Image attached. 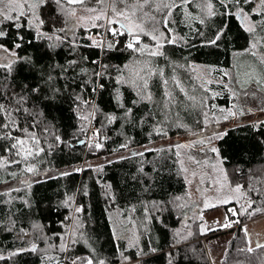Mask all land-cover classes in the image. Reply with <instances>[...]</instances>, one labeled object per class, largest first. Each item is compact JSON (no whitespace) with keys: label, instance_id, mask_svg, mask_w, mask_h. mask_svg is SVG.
<instances>
[{"label":"trees","instance_id":"trees-1","mask_svg":"<svg viewBox=\"0 0 264 264\" xmlns=\"http://www.w3.org/2000/svg\"><path fill=\"white\" fill-rule=\"evenodd\" d=\"M212 2L218 12L224 11L219 0ZM176 3H180V0H176ZM255 7V2L244 5L246 12ZM187 10L193 15H200L205 19V24L199 21L182 22V10L173 11L175 34L185 39L175 45L165 44L162 49L165 55L153 60L154 68L163 69L164 74L149 78L151 101L140 100L138 89L129 84H118V72L113 67L123 68V65H131L133 60L143 58L127 50L104 51L90 46L89 35L92 39H98V31L99 35L103 33L94 28L90 31L76 28L74 36L77 44L82 46L73 49L64 39L66 33L55 31L71 28V21L65 23L67 18L59 13L52 0L37 10L39 18L45 21L40 31L59 35L62 42L34 39L33 29H21L20 34L25 36V40L32 42L24 43L16 51L20 56L28 57L30 62L13 64L10 73L0 68V92H3L0 103L15 107L13 95H28V102L21 107L42 114L36 116L35 120L23 112L15 115L22 127L27 126L29 131L36 133L45 152L28 161L38 169L36 174L24 171L23 162L0 169V185L14 181L19 184L0 191V255L6 257L0 260V264H51L47 259L49 256L63 260L65 254L59 252L58 247L48 249V245H60L62 241L54 234L64 235L70 231L72 218L76 215L83 223L81 231L88 244L81 240L69 253L71 256L91 255L93 259H104L106 264H212L206 238L230 232L232 237L223 264H257L258 259H264V249H257L254 253L238 251L249 246L248 236L242 230L243 224L264 216V212L252 216L240 213L241 205L248 208L249 199L255 203L248 208V212L258 207L264 208V123H260L264 119L233 125L216 142L222 178L226 173L230 187L237 184L243 186L241 199L224 205L227 213L231 206L237 210V215H228L233 222L238 220L239 223H233L229 228L207 231L203 226L205 219L199 212L201 208L192 212L194 201L180 166L181 155H176V144L143 151V156L133 155L134 152H142L138 149L141 146L171 137L197 134L210 124L205 121L207 112L200 102L203 95L192 86L194 64L230 67L234 52H245L255 42H259L264 54V32L259 29L255 33L247 32L234 15L207 17L194 4H189ZM252 19L259 20L260 17L253 16ZM2 27L8 36L0 38V44L13 48V43L19 42L15 39L16 30L7 21ZM218 29H225L218 46H206ZM118 39L122 46L125 38ZM144 42L153 43L148 37L144 38ZM49 44H56V47L49 48ZM73 59L77 65L68 67L67 62ZM93 61H98L101 66H109L99 79L92 73L102 68ZM124 71L127 76L128 70ZM49 76L54 78L51 84L60 89V95L54 100L45 99L51 87L47 82ZM173 76L181 81L188 96L196 97L195 101H190L179 91L172 82ZM164 80H168L167 85L163 84ZM99 84L104 86L98 91ZM93 87L97 89L95 92L91 90ZM34 88H39V93H32ZM117 89L119 101L116 99ZM166 92L173 97L171 104H168ZM76 95L94 103L99 109L89 116L88 121L80 117L88 115L91 108L80 105L78 110V102L74 99ZM229 99L227 90L222 96L212 98V111H217L218 105H229ZM165 104H168L167 108ZM126 109H131V112L127 113ZM110 116L116 117L111 123L108 119ZM4 119L0 115V122ZM214 119L211 122H216V115ZM91 120L99 132L87 143ZM33 124L35 127H32ZM45 127L51 131L44 132ZM156 128L166 134H157ZM3 134L0 131V137ZM13 135L19 136L21 133L13 132ZM54 135L60 136L62 142L54 140ZM81 140L84 143H80ZM97 142L102 143L103 147H89V144ZM10 143V140L0 139V156L8 155L6 149ZM126 143L127 148L120 147ZM126 151H130L128 155L121 156L125 159H110L91 165L82 172L71 169L67 171L71 175L67 176L59 173L60 169L73 167L84 160L104 159ZM99 166H103L102 170L97 171ZM212 171L216 172L217 168ZM206 176L207 173H204L202 179ZM105 185H110V188ZM69 197L72 199L66 204ZM176 197L181 199L176 200ZM81 206L84 211L75 213V209ZM113 216L116 219L120 216L127 218L128 224L134 230L137 228L138 239L135 242L132 243L126 233L120 236L116 234ZM34 225H40V228H34ZM180 227L186 228L185 234L178 235ZM32 244L37 245V252L26 251L7 258L12 251L30 249ZM121 253L129 259H123Z\"/></svg>","mask_w":264,"mask_h":264},{"label":"snow or ice","instance_id":"snow-or-ice-1","mask_svg":"<svg viewBox=\"0 0 264 264\" xmlns=\"http://www.w3.org/2000/svg\"><path fill=\"white\" fill-rule=\"evenodd\" d=\"M55 3L57 8L59 9V13L66 17L65 23L69 20L71 21V28H59L55 29L56 32L66 33L64 39L68 40L70 46L75 49L82 45H78L76 42V38L74 36V32L76 28L82 27L88 29H97L101 30L104 35H99L98 31V39H92L91 35H89L88 39L91 40V45L96 48H100L104 51H121L127 50L130 51L137 57H141L143 59L133 60L131 65L125 64L123 68L119 66L116 67L118 75L116 77L118 84H129L130 86L138 89L137 96L140 100H152V93L148 91L149 88V78L153 75L163 76V69H155L153 66V60L157 57L164 56L163 48L165 44L175 45L180 41H183L185 38L183 36H178L175 34L174 25L176 23L173 18V11L175 9H181V15L183 17L182 22L188 21H199L200 24H205V19L201 18L200 15H193L191 12L187 10L189 4H194L195 7L199 10L200 13L207 17H214L217 15L230 16L234 15L241 21V24L244 25L245 30L249 33H255L258 29L261 32H264V0H219L221 7L224 9L223 12H218L215 9V6L212 0H180V3H176V0H52ZM257 3V7L252 8L250 11L246 12L244 5ZM49 0H0V38H4L8 36V32L4 30L2 27L5 21L10 22L12 27L16 30V41L13 43V50H9L4 46V44H0V50L5 53H8L0 62V68H4L8 70L10 73L13 67V64L17 62H30L28 57H22L19 55L16 49H21L24 43H31V40L26 41L25 36L20 34L21 29H33L35 31L34 39H42L46 38L49 41H57L62 42L61 37L59 35H49L46 32L40 31L41 26L44 25L45 21L40 19L37 15V10L48 4ZM55 12V9L53 10ZM253 16L260 17L259 20H253ZM54 26V25H50ZM226 28V25H225ZM199 35H203V33H199ZM225 35V29H218L215 33L214 37L206 42V46H218V42L221 40L222 36ZM111 37V39H106L105 37ZM119 37H124L125 40L123 45L121 46V41L118 39ZM148 37L153 42L152 44L145 43L144 38ZM259 42L252 43L248 49L245 50L251 57H253L252 63H238L239 71H236L234 77H229V72L224 69H216L210 68L206 71L205 76L210 75L212 71H218L221 73V78L217 83H223L224 77H229L233 79L235 83L240 85V87H245L252 82H255L257 85V90L264 93V54L257 55V46ZM56 47V44H49V48ZM244 53H236L237 57H240ZM93 63L97 64V67H101V71H95L92 75L99 79L104 75V71L109 67L108 65L101 66L98 61H93ZM77 65V61L75 59L68 61L67 66L73 67ZM66 70V68L64 69ZM128 70L127 76H125V71ZM193 70H195V66H193ZM83 71V70H82ZM243 79H240V78ZM201 78V77H198ZM53 77L49 76L47 78V82L51 85L50 92L45 99H55L57 95H60V89L56 88L54 84H51L53 81ZM203 83L211 84L213 80L201 78ZM172 82L179 88V91L184 93L185 96L188 97L190 101H195V96H188V93L181 86V81L176 79L175 76L172 77ZM91 83V81H89ZM164 85L168 84V80L163 81ZM103 84H99V88H103ZM227 87V85H224ZM95 92L97 89L93 87L91 89ZM32 93H39V88H34L31 90ZM228 91L232 93V95H236V92L232 88H228ZM117 101L120 100L119 90L117 89ZM253 96L255 95V91H253ZM0 95H3V92H0ZM165 95L168 97V104L173 102V97L171 93L166 92ZM213 96L219 95V93H212ZM15 100L16 106H6L3 103H0V115H3L5 119L3 122H0V131L4 134L0 139L10 140L11 143L9 147L6 149L8 153L7 156H0V169H4L8 167L10 164H20L23 162L25 164L24 171L32 174H36L38 169L34 164L28 163L29 159L35 156H38L40 153L45 152V148L40 146V140L37 137L34 131H29L27 126H21L16 118L15 113H26L33 117L35 120L36 116L41 115L40 112H33L29 108L21 107L28 102L29 97L27 94H21L18 97L13 95L12 97ZM74 99L78 102L77 109L79 110L80 105H84L86 107L91 108V111L88 115H82L80 118L84 121L89 120V116H92L99 109L95 106L94 103L83 100L80 95H76ZM202 103V102H201ZM168 104H165L164 107L167 108ZM264 111V109H261ZM224 111V109H221ZM229 115L235 116L236 113L228 110ZM251 111V110H250ZM127 113L131 112V109H126ZM241 114L243 111L241 110ZM228 117L226 116L225 119ZM109 122L111 123L116 119L115 116L108 117ZM264 123V122H260ZM182 126V125H180ZM32 127H35L33 124ZM44 132H50L51 129L45 127ZM155 131L157 134H166L162 129L156 128ZM13 132H19L21 135H13ZM99 129H97L94 136L97 135ZM218 138H222L224 134H216ZM54 140L57 142H62L61 137L58 135L53 136ZM80 143H84V141H79ZM130 143V141H129ZM200 143H204V141H200ZM210 143V141H209ZM190 145L187 144H176L174 145L176 151V155L179 156V149L187 148ZM49 148L52 145H48ZM89 147H95L96 149H100L103 147L102 143L89 144ZM120 147L127 148L128 144H122ZM147 151H152V149H146ZM171 150V148L169 149ZM210 150L213 153L218 155V149L215 147H211ZM133 155L143 156V152H134ZM11 157V158H10ZM19 157L20 159H16ZM121 159H125V157H121ZM189 159L194 164L201 163L200 161H196L194 158L189 157ZM111 163V161H110ZM207 165V160L203 162ZM183 165V162H181ZM103 166H99L96 170H102ZM212 167H216V165H212ZM76 172H82L84 169L78 168L75 170ZM183 171H187L186 168ZM11 175L15 176L16 173H12ZM61 176L71 175L69 172L60 173ZM193 177L196 176V172H192ZM224 179L227 180L226 173L224 175ZM39 182V181H36ZM201 182H203L201 180ZM24 183H28L24 181ZM191 183V182H189ZM31 187V184L28 185ZM105 187L110 188V185H105ZM225 185L223 183L220 184V187L217 191H222ZM242 185L237 184L234 188H230L231 192L240 193L242 189ZM14 191H18L19 189H13ZM190 195V194H189ZM111 198V197H110ZM72 198L69 197L68 201H65L67 204ZM181 197H176V200H180ZM220 204L227 205L230 203V199L228 197L221 198L219 200ZM254 201H248V208L252 207ZM183 207V205H180ZM216 204H210L207 201L205 202V208H214ZM248 208H245L243 205L240 207L241 214H247L249 216L255 215L257 212H264V208H255L251 212H248ZM135 209H133L134 211ZM84 211L83 207H77L75 209V213L79 214ZM228 213H231L233 216L237 215V210L235 208H229ZM73 219V224L71 226V230L66 232L64 235L54 234L58 236V238L62 241L59 246L55 244H49L48 249H57L61 253L65 254L63 260L59 259L55 256H49L47 259L51 262V264H106L104 259H93L91 255L89 256H71L69 253L75 247L77 243L81 240L85 244H88V241L83 238V233L81 229L83 228V223L80 220L79 215H76ZM225 222L221 225L223 228L232 227L233 223H239V221L230 222L228 216L225 215ZM34 228L39 229L40 225H34ZM242 230L245 234L248 233L247 226H242ZM115 231V230H114ZM79 233V235H77ZM179 235V233H178ZM190 235V233H189ZM67 237V239L65 238ZM186 238V237H185ZM48 239H51L49 237ZM249 246L246 249H238V251L248 253H254L257 249H264V243L259 241L256 242L255 248L251 247V239L248 240ZM91 248V245H88ZM31 251L37 252L38 247L35 244H32L30 249L21 248L15 251H12L8 255V259H11L14 256L20 255L23 252ZM154 252L155 249H152ZM92 252H95V249H92ZM123 257V253H121ZM6 257L0 255V260H4ZM123 259L128 260V257H123ZM171 264V262H170ZM257 264H264V259H258Z\"/></svg>","mask_w":264,"mask_h":264},{"label":"rangeland","instance_id":"rangeland-1","mask_svg":"<svg viewBox=\"0 0 264 264\" xmlns=\"http://www.w3.org/2000/svg\"><path fill=\"white\" fill-rule=\"evenodd\" d=\"M7 48V47H6ZM9 50H13V48H8ZM16 51V50H15ZM257 55L263 54L261 51V48L259 47V44L257 46ZM236 53H244L240 57L236 56ZM8 53L3 52L0 50V62H2L3 58L7 56ZM232 65L230 67H224V66H212L204 63H197L194 64L195 71L192 72V78H193V88L195 90L200 91V94L203 95V97L200 99V102H202V107L206 114L205 121L207 123L210 122V124L207 126V128L202 129L197 134L192 135H183V136H177V137H171L167 139H163L160 141L151 142L148 145L141 146L138 149L140 151H147L146 149H156L161 146H166L170 144H187L190 145L187 148H181L180 155V166L182 169L186 168L187 171H184V175L186 177V180L188 182L189 191L191 194V198L194 201V207L192 209V212H196L198 208L200 209V214L202 217H204V228L207 231H210L212 229L220 228L221 225L225 222L224 218L225 215L228 216V219L230 222H233V218L229 217L228 213L226 212L224 205L219 203V200L221 198H224L225 196L230 199V202L237 201L241 199L242 196V190L240 193L231 192L229 184L226 180H224L223 174H222V168L220 169V163L219 157L216 153H213L210 148L215 147L216 148V142H217V133L223 134L224 131L233 126L240 123L248 122V121H259L264 119V111L261 109H264V93L257 90V85L255 82L250 83L249 85L245 87H240L237 83L234 82L233 79H230L229 77H234L236 71H239L238 63H252L253 57H251L248 53L243 51H236L234 52L232 56ZM210 68H216V69H224L229 72V77L223 78V83H217V81L221 78V73L218 71H212L210 75L205 76V73ZM211 79L213 80V83L206 84L203 83V80L201 78ZM240 79H243L242 77ZM224 85H227L225 87ZM228 88H232L235 90L236 95H232L228 91ZM227 90L228 95L231 99H229L230 104L229 105H221L217 111H212L211 109V99H216L217 96H222L223 92ZM253 91H255V95L253 96ZM219 93V95L213 96L212 93ZM221 109H224V111H221ZM231 110L236 113L235 116L229 115V111ZM241 110L243 111V114H241ZM251 110V111H250ZM216 112V113H215ZM214 115H216V122H211L214 119ZM228 117L225 119V117ZM90 127V126H89ZM89 130V129H88ZM93 139V138H92ZM204 141V143H200V141ZM210 141V143H209ZM130 151L121 152L114 154L112 156H109L104 159H97L94 161L84 160L81 163L73 166V167H65L59 170L60 172H67L69 170H76L78 168H88L91 165L99 164L105 161H108L110 159H115L121 156L128 155ZM189 157L194 158L196 161H200L199 164H194L189 159ZM207 160V165H205L203 162ZM183 162V165L181 164ZM212 165H216L215 168H217L216 172H213ZM196 172V176L193 177L192 172ZM207 173L206 178L203 180V174ZM47 175V174H45ZM201 180L203 182H201ZM191 182V183H189ZM223 183L225 187L222 191H217V189L220 187V184ZM19 185L16 181L14 182H8L0 185V191L7 190L10 188H13L15 186ZM208 202L210 204H216L217 206L214 208H205V202ZM205 208L204 211L202 209ZM230 208H235L231 206ZM113 227L118 236L122 235L123 233H126V237H128L131 242H135L138 239V236H136L137 228L134 230L133 227H131L130 224H128L127 218H124L122 216L119 217V219H116L115 216L112 217ZM186 228L180 227L178 233L180 235L185 234ZM232 237V234L230 232L223 233L218 236L211 235L208 236L205 240V244L207 246V250L211 259L212 264H223L224 255L228 249V243ZM202 239H205L202 238Z\"/></svg>","mask_w":264,"mask_h":264},{"label":"crops","instance_id":"crops-1","mask_svg":"<svg viewBox=\"0 0 264 264\" xmlns=\"http://www.w3.org/2000/svg\"><path fill=\"white\" fill-rule=\"evenodd\" d=\"M248 229V240L251 239V247H255L256 242L264 243V216L251 219L243 224Z\"/></svg>","mask_w":264,"mask_h":264},{"label":"built area","instance_id":"built-area-1","mask_svg":"<svg viewBox=\"0 0 264 264\" xmlns=\"http://www.w3.org/2000/svg\"><path fill=\"white\" fill-rule=\"evenodd\" d=\"M101 35H104V33H102ZM106 39H111V37H105ZM100 61V60H98ZM100 90V88L98 89V91ZM98 127L96 126V124L93 123V121L91 120V123H90V127H89V130L87 132V135H86V140H87V143H89L92 138H94V133H96Z\"/></svg>","mask_w":264,"mask_h":264},{"label":"bare ground","instance_id":"bare-ground-1","mask_svg":"<svg viewBox=\"0 0 264 264\" xmlns=\"http://www.w3.org/2000/svg\"><path fill=\"white\" fill-rule=\"evenodd\" d=\"M184 210V209H183ZM241 226V225H240ZM203 234H204V232H203Z\"/></svg>","mask_w":264,"mask_h":264}]
</instances>
